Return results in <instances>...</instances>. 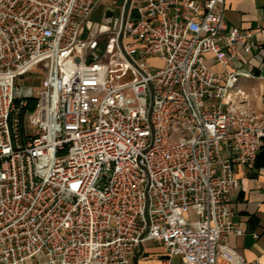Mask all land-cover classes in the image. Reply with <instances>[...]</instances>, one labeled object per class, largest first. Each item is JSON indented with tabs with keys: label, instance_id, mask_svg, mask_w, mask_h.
Here are the masks:
<instances>
[{
	"label": "built area",
	"instance_id": "2783aa9c",
	"mask_svg": "<svg viewBox=\"0 0 264 264\" xmlns=\"http://www.w3.org/2000/svg\"><path fill=\"white\" fill-rule=\"evenodd\" d=\"M101 4L112 15L93 21ZM224 13V0H0V264H133L147 241L182 264H248L229 200L234 166L264 147V105L240 99L251 63H212L260 44ZM37 66L41 84H23Z\"/></svg>",
	"mask_w": 264,
	"mask_h": 264
},
{
	"label": "crops",
	"instance_id": "0c3cea01",
	"mask_svg": "<svg viewBox=\"0 0 264 264\" xmlns=\"http://www.w3.org/2000/svg\"><path fill=\"white\" fill-rule=\"evenodd\" d=\"M185 1V0H176ZM205 2L207 0H194ZM225 20L228 28L239 27L242 30H254L260 44L258 51L240 44L241 52L228 66L213 64L218 71L245 68L248 63L254 66L252 77H242L238 87L240 99L253 109L264 105V29L257 30L264 23V0H224ZM101 11L102 18L110 17L112 11L106 5H99L92 16ZM235 171L241 181L229 200L231 219L242 229L241 235H231L230 243L245 256L248 264L259 261L264 264V147L253 165H235ZM133 264H182L178 256H169L164 245L147 241L132 259Z\"/></svg>",
	"mask_w": 264,
	"mask_h": 264
},
{
	"label": "rangeland",
	"instance_id": "374dc122",
	"mask_svg": "<svg viewBox=\"0 0 264 264\" xmlns=\"http://www.w3.org/2000/svg\"><path fill=\"white\" fill-rule=\"evenodd\" d=\"M102 15L103 13H101V11H99L96 13L95 16H92L91 19L93 21H101L102 19ZM153 62H159L157 60H153ZM45 77V71H43L41 66H37L34 70L27 72L24 77L22 78V83L23 84H29L32 86H39L43 80V78ZM21 81V80H19Z\"/></svg>",
	"mask_w": 264,
	"mask_h": 264
}]
</instances>
